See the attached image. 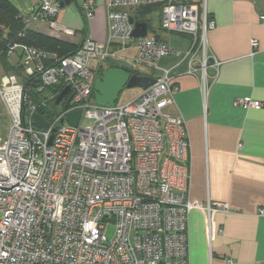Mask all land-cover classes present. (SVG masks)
<instances>
[{
    "label": "built area",
    "instance_id": "built-area-1",
    "mask_svg": "<svg viewBox=\"0 0 264 264\" xmlns=\"http://www.w3.org/2000/svg\"><path fill=\"white\" fill-rule=\"evenodd\" d=\"M38 2L37 12L24 19L25 28L39 19L55 37L74 34L55 20L56 0ZM162 2L160 27L189 36L184 53L153 36H131L129 12L154 0H108L105 41L87 35L61 59L25 45L8 47L6 56L19 51L22 74L38 81V99L32 101L15 76L0 77V107L7 118L5 135L0 137V187L19 182L0 191V264H189L188 212L202 209L208 217L213 212L231 213L225 203L190 198L188 132L181 116L165 111L176 87L170 70L157 65L168 56L186 58V74L198 76L205 102L207 69L219 65L207 55V33L214 22L204 3L199 7L179 0ZM79 9L85 21L94 18L92 0L83 1ZM259 20L264 24V15ZM250 46L257 48V41L251 40ZM127 50H136V57H124ZM107 59L150 67L156 72L154 84L127 103L96 106L93 85ZM47 62L54 64L46 66ZM91 63H96V70ZM57 85L62 90L69 86L70 93L48 118L40 111L60 94L46 93ZM235 105L261 107L248 99H237ZM77 110L79 123L71 127L65 116ZM35 113L48 123L46 131L30 124ZM257 215L264 217V207ZM109 224L115 225L110 241Z\"/></svg>",
    "mask_w": 264,
    "mask_h": 264
},
{
    "label": "crops",
    "instance_id": "crops-1",
    "mask_svg": "<svg viewBox=\"0 0 264 264\" xmlns=\"http://www.w3.org/2000/svg\"><path fill=\"white\" fill-rule=\"evenodd\" d=\"M83 1L59 8L55 18L58 24L74 31L72 36L55 37L47 22L39 19L30 21L28 29L76 47L87 35L104 42L108 0H92L95 14L88 22L79 9ZM179 1L199 7L205 4L214 22L207 33V55L219 65L216 70L207 69L209 91L204 102L198 76L186 74V58L160 59L158 67L170 70L176 87L173 103L165 111L181 116L186 124L191 155L190 198L201 203H225L231 210L230 214L213 212L209 217L202 209L188 212V262L264 264V217L257 215L264 207V24L259 20L264 15V0ZM31 3L27 13L17 9L22 18L37 12L38 0ZM152 5L156 6L143 15L138 13L140 8L131 10L130 19L145 23L147 35L157 41L174 51L186 52L189 36L164 32L160 27L163 2L154 0ZM251 40L257 41V48H251ZM17 52L12 55L16 62H11L12 56L8 58L10 65L21 66ZM122 55L132 60L137 52L127 50ZM143 66L152 74L142 73L137 67L134 71L153 78L156 72ZM237 99L259 102L261 107L242 108L235 105Z\"/></svg>",
    "mask_w": 264,
    "mask_h": 264
},
{
    "label": "trees",
    "instance_id": "trees-1",
    "mask_svg": "<svg viewBox=\"0 0 264 264\" xmlns=\"http://www.w3.org/2000/svg\"><path fill=\"white\" fill-rule=\"evenodd\" d=\"M154 6L156 5L142 7L139 9L138 13L142 15L148 13ZM12 44L33 47L47 53L55 54L60 59L71 55L77 49V47L72 44L25 28L24 18H22L17 8L9 0H0V67L5 74L15 76L20 84L27 87V93L34 102L38 99V96H35V89L38 87V81L30 77H25L22 74L21 66H12L9 64L6 53L8 47ZM53 64L47 62L46 66H52ZM101 70L100 68L98 73ZM134 73L140 75L136 71H134ZM61 90L62 86L57 85L48 88L46 93H53L56 95L60 93ZM53 102L54 100L49 102L52 111L47 117L53 116V114L57 112ZM40 113L44 112L41 110Z\"/></svg>",
    "mask_w": 264,
    "mask_h": 264
},
{
    "label": "water",
    "instance_id": "water-1",
    "mask_svg": "<svg viewBox=\"0 0 264 264\" xmlns=\"http://www.w3.org/2000/svg\"><path fill=\"white\" fill-rule=\"evenodd\" d=\"M60 9L75 4V0H57ZM129 24L133 25L131 36L134 38H143L147 35V27L145 23L133 22L129 19ZM106 64L109 66L101 70L95 78L93 85L94 104L99 107H113L118 99L121 91L124 89L137 88L140 91L149 88L154 84V78L149 76H141L134 73V67L129 63H124L112 59H107ZM70 93L69 86H65L60 94L55 98L54 106H58L66 96ZM66 101L64 109H67ZM81 112L79 110L68 113L64 121L71 127H76L79 123ZM30 124L36 129L46 131L48 123L40 114H32L30 116ZM52 141L50 137L49 144ZM15 186H19V182L11 187H0V191H9Z\"/></svg>",
    "mask_w": 264,
    "mask_h": 264
},
{
    "label": "rangeland",
    "instance_id": "rangeland-1",
    "mask_svg": "<svg viewBox=\"0 0 264 264\" xmlns=\"http://www.w3.org/2000/svg\"><path fill=\"white\" fill-rule=\"evenodd\" d=\"M9 1L23 14L27 13V9L32 6L31 0H9ZM15 57L16 56H12L10 58L12 63L16 62ZM12 63H11V65L15 66ZM96 66H97L96 63H91V67L93 70H96ZM108 66L109 65L106 64V62H105L101 65V69L102 70L106 69ZM137 69L139 71H141L142 73H146V74H150V75L152 74V71H150V69H148V68H144L143 65L138 66ZM2 75H7V74H5L2 70V68L0 67V77ZM10 76H12V75H10ZM139 92H140V90L137 88L124 89L123 91L120 92L118 99H117L115 104L121 105V104L127 103V102L133 100L135 97H137ZM56 109L59 110L61 108L57 106ZM42 111L47 115L52 111V108L49 105V103L46 105V107ZM81 124L83 126L85 124V122L82 121ZM6 129H7V118H6L5 112L3 111L2 107H0V137H4ZM114 233H115V225L109 224L107 227V230H106V239L109 241L112 240L114 238Z\"/></svg>",
    "mask_w": 264,
    "mask_h": 264
},
{
    "label": "flooded vegetation",
    "instance_id": "flooded-vegetation-1",
    "mask_svg": "<svg viewBox=\"0 0 264 264\" xmlns=\"http://www.w3.org/2000/svg\"><path fill=\"white\" fill-rule=\"evenodd\" d=\"M62 104L60 103L59 105H58V107H60Z\"/></svg>",
    "mask_w": 264,
    "mask_h": 264
}]
</instances>
